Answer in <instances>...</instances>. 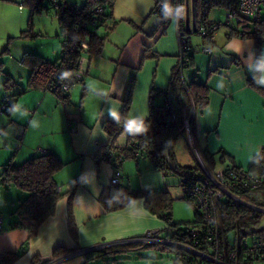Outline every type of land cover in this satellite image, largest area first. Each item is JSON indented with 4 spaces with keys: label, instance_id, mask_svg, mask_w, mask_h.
I'll return each mask as SVG.
<instances>
[{
    "label": "crops",
    "instance_id": "obj_1",
    "mask_svg": "<svg viewBox=\"0 0 264 264\" xmlns=\"http://www.w3.org/2000/svg\"><path fill=\"white\" fill-rule=\"evenodd\" d=\"M67 1L78 7L85 2L78 5L76 0ZM227 2L187 0L186 4L189 43L212 46L210 53L191 55L180 73L186 82L208 87L207 104L191 116L197 153L206 164V152L214 154L212 169L229 162L219 159L220 151L239 167L248 168L264 148V93L249 83L256 66V41L235 35L234 26L224 24ZM153 5L154 0H114L111 16L96 30L99 36H106L103 46L98 53H85L84 76L65 102L50 90L26 88V84L23 87L26 90L18 96L9 122L0 129V173L9 159L20 164L32 156L53 152L65 163L54 179L61 191L68 193L58 200L54 213L40 224L36 234L30 236L26 228L11 226L16 220L12 212L26 193L0 185V264H6L5 253L22 248L13 264H31L33 259L44 263L54 258L58 259L54 264L90 263L79 252L81 249L103 241L119 243L139 237L148 229L166 231L167 223L146 210L142 197L122 208L106 210L100 196L110 187L115 167L110 161L95 160L99 146L109 141L105 123L118 121L128 97L125 126L115 140L119 148L126 147L131 136L143 132L150 101L160 105L164 100L159 91L169 85L179 46L174 23L163 24L153 13ZM199 13L206 22L220 23L212 43L194 31ZM40 55L56 59L44 52ZM260 55L258 85L264 87V43ZM153 90L158 93L155 95ZM185 143L184 136L175 140V161L181 166H195L196 156L193 163L182 154ZM120 170V185L165 191L173 201L186 200L179 176L164 175L147 159H125ZM69 206L76 237L68 227ZM56 248L60 249L59 257L54 256Z\"/></svg>",
    "mask_w": 264,
    "mask_h": 264
},
{
    "label": "trees",
    "instance_id": "obj_2",
    "mask_svg": "<svg viewBox=\"0 0 264 264\" xmlns=\"http://www.w3.org/2000/svg\"><path fill=\"white\" fill-rule=\"evenodd\" d=\"M35 7L40 10L44 7V0H29ZM114 0H85L81 7L70 5L67 0H58V5L54 7L51 0L48 2L56 10L58 21L60 23L59 38L61 42V55L54 60L47 59L40 54L27 52L23 54L21 63L29 70L26 81V88H40L50 90L56 93L64 102L67 95L62 96L57 89L52 88L56 72L60 68L61 63L66 59L78 61L81 51L74 50L70 46L73 37H81L77 32L76 26L79 20L86 19L92 13L93 8L101 4L104 7V16H111V7ZM198 1V0H196ZM227 9L235 6V0H227ZM204 3H202L203 5ZM48 7H46L47 9ZM197 18V26L208 24L204 15L199 13ZM116 21L113 22V26ZM216 22V21H214ZM112 29V28H110ZM235 35L241 37L254 38L256 41V66L253 76L249 79L250 85L264 93V87L258 85L260 77L262 61L260 55L261 44L264 43V18L259 21L245 20L232 28ZM23 36L32 37L30 29L22 31ZM65 35L66 42L61 37ZM64 37V36H63ZM88 49L86 53H98L104 43L106 36H99L95 31L88 32ZM0 64V71H1ZM14 84L11 78H7L5 86L9 87ZM171 92V100L173 111L175 113V122L167 121L170 110L165 107L164 100L160 105H156L153 101L149 104V115L143 122V132L140 135L131 136L128 144L124 148L115 145L116 136L125 126L130 97L124 104L120 117L117 122H106L104 128L109 134V141L106 145L99 146L95 160L97 163L102 161L121 162L125 159L143 158L147 159L151 166L159 171H166L168 174L179 175L182 170H195L198 168V162L195 166H181L175 161L173 146L175 140L179 136H183V119L182 108L186 109L187 115L191 116L198 109L203 108L208 102V87L205 84L197 82H186L183 80L180 72L174 67L170 77L169 85ZM167 89V88H166ZM165 92L167 93V90ZM26 89L22 88L16 93L19 96ZM154 94L158 91L153 90ZM165 98V95H162ZM17 98L5 97L0 103L6 104L2 113L10 116L13 108L16 106ZM220 160H228L225 167L242 169L253 173L264 179V148L253 158L248 168L239 167L234 163L232 157L224 152H219ZM204 160L206 166L212 169L214 163V154L208 151ZM64 162L53 152H47L32 156L20 164L9 159L2 167L0 173V185L5 187H16L26 193L24 199L20 200L13 215L16 220L12 223V227L21 226L29 231L30 236L36 234L40 224L50 215L54 213L56 203L60 198L66 195L67 191H61L54 179V174L59 171ZM239 196L246 202L264 208V180L255 189L240 191ZM142 197L144 199V207L150 213L162 218L167 223L165 231L166 236L180 243L194 244L196 238L190 233V229L199 227L204 231V224L200 212L196 205L189 199H185L194 206V216L192 220L176 222L172 219L173 200L165 191L157 190H141L133 189L128 185H110L105 188L100 196V201L106 210L112 211L122 208L130 204L133 200ZM251 209L243 205H236L229 199H223L220 204L221 229L226 237L228 233L237 231L242 237H259L264 238V226L261 225V212ZM185 224L182 226L181 224ZM68 227L72 237H76L77 228L73 219L71 207H68ZM161 246L162 248L175 247V258L173 264H181L185 259L186 252L178 246L164 244H143L130 243L112 245L100 250L88 251L85 253L86 260L98 259L108 256V254H116L117 252L129 251L131 248ZM22 250L15 252H7L4 254V262L13 264V261L23 252ZM59 248L54 251V256L59 257ZM127 253V252H126ZM195 258L190 256L187 264H192ZM31 264H42L35 259ZM264 264V263H261Z\"/></svg>",
    "mask_w": 264,
    "mask_h": 264
},
{
    "label": "built area",
    "instance_id": "obj_3",
    "mask_svg": "<svg viewBox=\"0 0 264 264\" xmlns=\"http://www.w3.org/2000/svg\"><path fill=\"white\" fill-rule=\"evenodd\" d=\"M114 2V1H113ZM235 6L225 11V25L236 27L245 20L259 21L264 13V0H235ZM54 7L58 5V0H51ZM186 4L187 0H154L152 8L153 13L159 17L163 24L173 22L179 46L178 61L175 68L181 73L189 64L191 55L199 52L210 53L212 46L202 45L194 46L188 41L186 34ZM182 11L177 16V9ZM104 16V7L101 4L96 5L89 17L79 20L76 26L77 32L81 37H73L70 46L74 50L81 51L78 61L66 59L61 63L56 72L52 88L57 89L62 96L69 95L73 87L78 84L83 76L84 55L88 49V32L100 28L106 21ZM220 27L219 22H212L195 26L194 31L207 39L210 43L214 42L216 32ZM64 36V37H63ZM62 44L67 43L63 35ZM167 93L164 90L159 91L165 95L164 104L170 113L167 121L175 122V113L173 111L170 87H167ZM6 104L0 103V114ZM183 136L196 156L198 168L195 170H182L178 175L186 199L191 200L197 207L203 220L204 231L195 227L190 229V233L195 239L194 244L177 242L166 236V233L158 229H148L139 237H133L118 241L121 244L143 243V244H164L178 246L186 252L185 259L181 264H187L190 256L195 258L192 264H261L264 263V238L253 236L242 237L237 231L228 233L225 237L221 229L220 204L223 199H229L236 205H243L264 213V208L255 206L243 200L239 196L240 191L257 188L262 180L261 177L246 170L235 168H218L211 170L203 163L197 153L192 130V116H188L186 109L182 108ZM115 171L110 179L111 185H117L122 178L119 162L114 164ZM168 175L166 171H161ZM78 179L72 181V185L77 183ZM2 219L0 218V229ZM112 244L113 242H100L88 248L81 249L79 252L85 254L88 251L100 250ZM58 259H51L42 264H54Z\"/></svg>",
    "mask_w": 264,
    "mask_h": 264
},
{
    "label": "rangeland",
    "instance_id": "obj_4",
    "mask_svg": "<svg viewBox=\"0 0 264 264\" xmlns=\"http://www.w3.org/2000/svg\"><path fill=\"white\" fill-rule=\"evenodd\" d=\"M76 2L81 5L83 1L76 0ZM28 29L33 34L32 37L22 35V31ZM59 31L60 23L56 10L48 0H44V7L40 10H35L29 0H0V64L2 69L0 71V100L5 97L18 98L16 93L25 86L28 68L21 63L23 54L44 52L48 56H55L54 58L61 55ZM8 77L14 81V84L6 87L5 81ZM9 117L4 113L0 114V129L9 122ZM181 151L191 162H196L195 154L186 143ZM13 162L17 161L13 160ZM218 168L221 166L211 170ZM255 213L258 212L255 211ZM260 214L261 225L264 226V213ZM193 216L194 207L188 201H173V220L189 221L193 219ZM181 225L185 226L184 223ZM120 244H115V246ZM175 251V247L162 248L159 245L137 247L129 251H119L116 254L110 253L108 256L92 259L90 263L84 264H173Z\"/></svg>",
    "mask_w": 264,
    "mask_h": 264
},
{
    "label": "clouds",
    "instance_id": "obj_5",
    "mask_svg": "<svg viewBox=\"0 0 264 264\" xmlns=\"http://www.w3.org/2000/svg\"><path fill=\"white\" fill-rule=\"evenodd\" d=\"M181 11H182L181 8H178V9H177V16H178V17H179V14H180Z\"/></svg>",
    "mask_w": 264,
    "mask_h": 264
},
{
    "label": "snow or ice",
    "instance_id": "obj_6",
    "mask_svg": "<svg viewBox=\"0 0 264 264\" xmlns=\"http://www.w3.org/2000/svg\"><path fill=\"white\" fill-rule=\"evenodd\" d=\"M130 127H132V125H130Z\"/></svg>",
    "mask_w": 264,
    "mask_h": 264
}]
</instances>
